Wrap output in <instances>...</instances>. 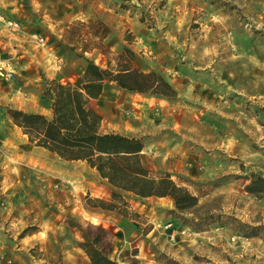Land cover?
Listing matches in <instances>:
<instances>
[{
    "label": "rangeland",
    "instance_id": "1",
    "mask_svg": "<svg viewBox=\"0 0 264 264\" xmlns=\"http://www.w3.org/2000/svg\"><path fill=\"white\" fill-rule=\"evenodd\" d=\"M127 18L144 22L151 43L167 30V41L177 34L185 42L177 63H167L165 77L180 91L169 100L174 112L160 118L162 127L152 117L147 132L154 142L171 137L168 131L202 137L194 142L200 155L194 174L165 172L161 159L151 161L156 174H170L199 205L179 214L168 199L149 201L116 190L134 213L125 219L142 237L121 253L110 242L104 248L118 264H264V198L246 192L252 174L264 176V0H0V264L85 261L81 229L98 227L88 222L87 201H110L113 187L86 163L64 161L30 144L7 110L51 117L43 77L74 83L87 65L79 55L102 68L110 60L114 66L130 48H117V40L111 47L106 39L118 31L129 42L132 35L120 26ZM77 21L90 27L101 22L111 53H85L83 36L76 52L65 47V31ZM83 29L75 26L74 33ZM132 52L134 66L145 72L142 53ZM147 66L156 72L162 64ZM111 85L117 86L106 88ZM114 119L137 133L124 116ZM18 146L47 160L51 174L10 169L7 154ZM61 170L77 175L64 180ZM170 219L177 225L167 230Z\"/></svg>",
    "mask_w": 264,
    "mask_h": 264
},
{
    "label": "trees",
    "instance_id": "2",
    "mask_svg": "<svg viewBox=\"0 0 264 264\" xmlns=\"http://www.w3.org/2000/svg\"><path fill=\"white\" fill-rule=\"evenodd\" d=\"M82 26V35L74 33ZM104 25L95 22L93 27L77 21L71 23L63 36L69 50L76 52V41L85 38V53L111 52L102 35ZM84 31V32H83ZM128 38L127 40H129ZM82 43V42H81ZM86 63L84 74L74 83L62 84L57 80L46 82L44 97L52 102V116L29 113L9 108L7 116L27 137L30 144L44 149L67 162H84L113 187L111 200L88 199L91 208L116 212L124 218L133 213L125 197L116 190L131 193L139 198H170L174 213L187 214L199 205V198L180 185L168 174H156L144 154L143 138H131L118 133H103V117L91 107V101L101 97L108 84L116 83L130 93L177 100L173 85L157 72H143L134 66L135 54L130 49L110 60L102 68L86 55H79ZM246 192L264 198V176L252 174ZM134 214V213H133ZM244 226V225H243ZM83 241L79 247L92 264H118L104 248L107 233L102 227L81 229Z\"/></svg>",
    "mask_w": 264,
    "mask_h": 264
},
{
    "label": "crops",
    "instance_id": "3",
    "mask_svg": "<svg viewBox=\"0 0 264 264\" xmlns=\"http://www.w3.org/2000/svg\"><path fill=\"white\" fill-rule=\"evenodd\" d=\"M167 6L168 5L165 6L166 12ZM105 10L108 9L105 8ZM94 17H96V15H94ZM166 18L167 16L165 17V20ZM165 20L163 21V24H165ZM170 20L171 16L169 21ZM141 22L144 23L143 21ZM142 23H140L138 20L135 21L132 18H127L123 25L120 24V26L121 30H124L125 32H128V34L132 35L131 40L126 42L123 37H117L116 34L118 31H114L115 37L112 38V36H107L106 44H109L111 47H113L115 40H117L118 48L123 47L128 43V46L132 51L136 53H142V57L144 58L141 59V62L144 63L143 66L145 69L143 70L145 72L155 70L153 66L149 67L147 65L152 63L154 60H157L160 64H162V66L157 69L158 73H162L163 75H161L164 77H170L167 63H177V51L184 50L185 42H183L180 37L178 38L177 34L173 36V38H176L174 39L175 41H167V30L158 35V39L151 43L150 40L147 41L144 37L146 34L145 30L147 29ZM105 29L110 31L108 27ZM86 66L85 64L81 66V71L78 75L79 77L84 74ZM160 69H163V71ZM53 79L54 78L51 77L49 80ZM169 82L173 85L172 81ZM173 87L177 90L174 85ZM177 92L180 94L179 90H177ZM169 105L171 106L169 100L164 98L130 93L121 89L118 85H111L105 89L99 99L91 101V107L103 117L101 126V131L103 133H118L131 138H143L145 139L144 154L149 157V159H151L150 161L161 159V162L165 166V172L172 173L175 171L178 174L184 175L194 174V167L200 165V155L198 154V148L194 143L195 140H197V142H202V137L199 135V133L198 135H195L194 131L190 130L183 135H177L172 131H168L167 133H169L171 137L162 139L161 142H154L153 139L148 137L147 125L148 123L154 124L152 117L156 118L157 115L159 117L157 119V125L162 127L160 118L163 116L165 119H167L168 115L173 114L174 108L171 110ZM115 114L120 115V117L124 116L131 124L130 129H132L134 126V131H137V133L124 130V123L116 121L114 119ZM142 125H144L145 129H143ZM187 138H191L193 142L190 143V139ZM164 199L170 200L173 204L170 198H147L145 200L153 201ZM86 211L90 215L88 222L98 227H102L107 233L105 245H107V242H110L114 249H117V252L121 253L123 250H129L130 247L140 243L142 234H139L135 229H132V227L128 224V220L122 216H119V214L115 212L104 211L100 208L91 207ZM106 212L111 215H107ZM168 223L172 224L173 227L174 225H177L176 222L171 219L168 220ZM149 224L154 225L155 223L150 220ZM79 251H82L83 254H85V261L80 263L79 260L75 261L74 259L73 264H92L87 254L81 250V248Z\"/></svg>",
    "mask_w": 264,
    "mask_h": 264
},
{
    "label": "bare ground",
    "instance_id": "4",
    "mask_svg": "<svg viewBox=\"0 0 264 264\" xmlns=\"http://www.w3.org/2000/svg\"><path fill=\"white\" fill-rule=\"evenodd\" d=\"M7 155L9 158L6 159V161L9 164V168L19 174L25 173L29 171V169L36 173L45 174H51L53 170V166L47 160L38 157L35 151L27 146H18L14 150H11ZM76 175V173H72L70 170L60 171V177L64 180L73 178Z\"/></svg>",
    "mask_w": 264,
    "mask_h": 264
},
{
    "label": "built area",
    "instance_id": "5",
    "mask_svg": "<svg viewBox=\"0 0 264 264\" xmlns=\"http://www.w3.org/2000/svg\"><path fill=\"white\" fill-rule=\"evenodd\" d=\"M2 72H3V70L0 69V76H4V73H2ZM172 227H173V225L172 224H169V225L165 226V229L169 230Z\"/></svg>",
    "mask_w": 264,
    "mask_h": 264
}]
</instances>
